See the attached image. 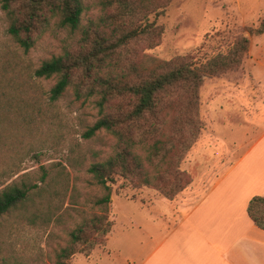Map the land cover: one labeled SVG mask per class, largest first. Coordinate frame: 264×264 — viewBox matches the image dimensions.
<instances>
[{
  "label": "trees",
  "instance_id": "16d2710c",
  "mask_svg": "<svg viewBox=\"0 0 264 264\" xmlns=\"http://www.w3.org/2000/svg\"><path fill=\"white\" fill-rule=\"evenodd\" d=\"M173 1L2 0L12 22L9 33L25 51L34 46V34L49 27L52 16H60V27L74 33L80 31L83 13L90 6L103 13L80 31L73 48L45 61L34 74L38 79L56 78L51 104L71 88L77 100L95 99L100 119L84 134L85 139L101 130L116 139L114 154L90 164L87 170L103 190L94 200L92 212L78 207L77 178L72 185L65 167L51 173L42 167L41 185L27 173L19 176L21 153L31 149L33 138L46 136L43 128L49 121L37 100L20 97L25 82L7 76L0 79V87H4L0 160L5 158L0 169V219L31 204L26 216L31 226L61 224L67 200L82 216L69 232L68 243L56 252L54 264H71L77 255L90 258L96 248L107 245L114 228L110 209L118 178L128 180L135 189L156 190L170 201L191 184L181 165L204 128L200 118L204 79L237 71L250 53L251 41L245 33L264 35L263 19L259 27L239 32L225 52L208 55L197 51L169 61L142 54L159 46L164 29L151 18L164 16ZM80 160L69 158L68 166L76 172L85 156ZM247 211L264 230V196L253 197ZM0 264L8 263L3 260Z\"/></svg>",
  "mask_w": 264,
  "mask_h": 264
},
{
  "label": "rangeland",
  "instance_id": "374dc122",
  "mask_svg": "<svg viewBox=\"0 0 264 264\" xmlns=\"http://www.w3.org/2000/svg\"><path fill=\"white\" fill-rule=\"evenodd\" d=\"M90 7L83 13L80 31L103 15L101 8ZM263 19L264 0H174L164 16L151 18V22L157 20L164 33L158 47L145 49L142 54L169 61L197 51L208 55L225 52L239 32L248 27H259ZM11 23L0 0V79L7 76L16 82H25L20 97L37 100L46 122L49 121L43 128L46 136L33 138L31 149L21 153L19 176L27 173L33 182L41 185L42 167L50 173L65 167L71 174L72 185L77 178L78 207L83 206L86 212H92L93 202L103 195V190L87 170L90 164L114 154L116 139L103 130L91 139H85L84 134L100 119L95 99L77 100L71 88L51 104L50 91L56 78L38 79L34 75L45 61L62 56L68 48H73L80 31L72 33L68 28L60 27V16H52L49 27L34 34V46L25 51L9 33ZM245 36L249 37L251 47L243 65L219 78H205L201 87L200 118L204 128L181 165V169L189 174L191 184V174L201 171L213 153H219V149L231 150L234 144L240 145L239 150H246L248 143L264 129V35L245 33ZM3 88L0 87L1 97ZM71 149L76 151L74 155L70 153ZM80 156H85V163L75 172L68 166V159L81 162ZM141 156L146 158L144 151ZM4 162L3 157L0 169ZM132 186L123 178H118L113 186L110 211L115 227L110 242L96 248L90 258L77 255L71 264H108L109 261L102 257L108 256L109 252H113L118 263L121 262L114 250L121 245L128 249L129 244L134 243L127 240V235L124 237L125 226L130 217H139V205L131 200L138 201L146 190L164 197L156 190ZM31 210L29 204L0 219V262L54 264L56 252L69 241V232L82 221L80 212L71 208L68 200L63 206L67 213L63 211L61 224H38L40 228L31 226L26 217Z\"/></svg>",
  "mask_w": 264,
  "mask_h": 264
},
{
  "label": "crops",
  "instance_id": "0c3cea01",
  "mask_svg": "<svg viewBox=\"0 0 264 264\" xmlns=\"http://www.w3.org/2000/svg\"><path fill=\"white\" fill-rule=\"evenodd\" d=\"M248 144L213 153L174 200L150 190L131 200L139 217L128 219L124 237L134 243L116 247L119 263L113 252L102 258L108 264H264V230L247 211L253 197L264 196V129Z\"/></svg>",
  "mask_w": 264,
  "mask_h": 264
}]
</instances>
